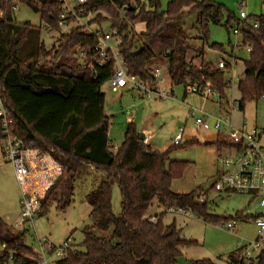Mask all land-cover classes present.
Segmentation results:
<instances>
[{
  "label": "trees",
  "instance_id": "16d2710c",
  "mask_svg": "<svg viewBox=\"0 0 264 264\" xmlns=\"http://www.w3.org/2000/svg\"><path fill=\"white\" fill-rule=\"evenodd\" d=\"M19 1L39 13L48 29L60 33L57 45L46 48L39 27L16 21L14 7ZM63 4L64 0H0V93L11 130L23 140L25 148L48 153L62 166L42 198L38 214L44 215L52 203L59 211L72 204L76 176L82 168L106 173V178L86 196L94 221L83 228L82 249L72 247L56 264H177L182 250L198 242L185 239L175 222L164 224L165 212L157 216V221L146 217L155 200L205 223L227 224L232 217L213 214L202 193L172 190L173 181L183 177L189 162L173 159L171 154L176 148L197 144V140L159 151L141 140L135 124L129 123L122 144L112 150L101 87L112 76L115 63L97 65L98 39L85 25L77 24L71 13L67 24L75 26L61 32ZM159 7L160 0H149L148 7L141 0H86L74 11L81 18L92 16L88 26L110 22L116 29L115 36L120 40L117 49L129 74L154 82L152 64L164 58L173 85L210 82L224 109L230 62L225 60L226 66L221 69L211 61H202L195 67L188 60V49L193 48L191 39L198 38L203 43L193 49L199 57L205 55V44L227 53L221 44H208V27L211 23L221 24L224 6L214 0H170L166 10L159 11ZM187 12L197 13L200 37L191 38L185 33L182 19ZM141 22L145 23V31L138 33L135 24ZM255 22L258 27H254ZM222 25L232 31L239 28L242 45L250 47L238 81L240 99L236 102L243 111L246 102L264 96V15L241 21L228 13ZM209 144L219 150L226 145L219 138ZM114 184L121 195L118 215L112 208ZM98 231H108L110 235L102 236ZM26 232L14 233L0 216V264L37 263L40 255L27 244ZM237 254L231 253L227 264H237ZM186 264L216 263L203 258ZM252 264H264V250Z\"/></svg>",
  "mask_w": 264,
  "mask_h": 264
},
{
  "label": "rangeland",
  "instance_id": "374dc122",
  "mask_svg": "<svg viewBox=\"0 0 264 264\" xmlns=\"http://www.w3.org/2000/svg\"><path fill=\"white\" fill-rule=\"evenodd\" d=\"M141 1L148 7L149 0ZM169 1L160 0L159 11L166 10ZM214 1L222 4L224 11L221 24L211 23L208 27V44H221L227 53L212 49L205 44V55L199 57L198 51L193 49L202 47L203 43L198 38L191 39L189 42L193 48L188 49V60L195 67H199L202 61L215 63L219 58L229 57L233 53L238 56L234 68L226 73L229 79L233 78V82L231 87L225 91L224 109L219 104L220 99L217 94L204 97L189 92L188 86L184 84L173 85L164 58L156 59L152 66L154 69L159 68L161 78L165 79V82L158 85L157 89H172V96L160 98L155 92L142 95L135 90L114 92L107 82L102 85L101 91L105 94V112L109 116L108 137L113 151H116L117 147L122 144L129 123H134L140 134L150 136L148 140L152 148L159 151H165L173 144V140L180 129L184 130L181 144L191 140L198 141L197 144L185 148H176L171 154L173 159L189 162L183 177L173 181L172 190L182 194L192 191L202 193V198L207 200L213 214L220 217H232L231 222H236L237 229L231 231L226 224L205 223L188 213V222L190 219H195L199 221L200 226L183 225L185 227L183 231L188 237L199 240V245L191 246L193 250L188 253L190 256L209 255L217 259L220 264H225L229 255L237 250L239 242L248 243L258 236V229L254 222L243 219L244 215L249 217L252 210L257 208V196L249 192L225 193L211 190L219 171L220 150L215 144H205V142H214L218 138L222 140L223 138L214 129L213 118L210 119L211 128L203 129L198 126L191 112H195L196 116L208 114L212 117H218L228 111L231 115L234 113L233 120L235 122L242 123L241 121L244 120L249 128L257 125V122H259V126L264 124V99L262 98L246 102L243 111L239 108L231 109L234 98L235 101L240 98L238 81L244 71V60L247 59L248 53L242 45V37L234 34L232 29L228 30L222 25L226 21L228 13L233 14L236 19H240L241 10L245 11L248 17L264 15V0ZM241 2H244V7H240ZM77 4V0H64L63 7L74 8ZM189 9L185 8L184 10L189 11ZM14 16L18 23L30 22L39 27L46 48L50 49L58 44L60 33L48 29L41 21L40 14L34 12L27 4L17 2ZM91 17L83 18V22L87 24ZM77 24L81 25L79 21ZM182 24L188 37H200L196 12H187L182 19ZM232 24L235 25V21ZM71 28L72 26L65 27L61 32L66 33ZM88 30L112 34L109 44L114 50H117L118 37L114 36L116 29L112 28L109 21H103L101 26L92 24L88 26ZM135 30L138 33L145 31V23H136ZM227 101L229 105L226 103ZM144 142L146 143V138ZM2 148L3 138L0 136V216L9 229L14 233H21L26 229V242L34 249H39L40 241L55 245L69 241L72 247L82 249L83 228L92 225L94 221L91 215L92 209L86 201V196L93 192L106 178V173L92 167L82 168L76 176L73 202L69 207L64 211H59L56 204L52 203L44 215L36 214L32 220L25 222L23 228H19L17 223L21 214L23 187L16 177L14 164L8 161ZM39 172L40 170L34 172L33 175ZM40 189L42 192L44 191V197L47 191L46 185ZM112 208L116 215L121 213V195L117 184H114L112 188ZM98 234L106 237L110 235L108 231H98ZM2 250L3 246L0 245V252ZM186 259L187 255L184 254L177 264H186Z\"/></svg>",
  "mask_w": 264,
  "mask_h": 264
},
{
  "label": "built area",
  "instance_id": "2783aa9c",
  "mask_svg": "<svg viewBox=\"0 0 264 264\" xmlns=\"http://www.w3.org/2000/svg\"><path fill=\"white\" fill-rule=\"evenodd\" d=\"M86 0H77V5L85 3ZM244 2L240 3V7H244ZM75 8V7H74ZM74 8L66 7L64 14L61 15L59 27L64 29L69 27L67 24L68 14L71 13L80 22L81 25H88L83 22V18L79 17ZM16 9V6L14 7ZM240 20L245 21L248 15L245 11H240ZM254 27H258L255 22ZM71 26H75L72 24ZM90 32V31H89ZM234 34L240 35V29L235 28ZM98 39V44L95 47V52L99 58L97 65H104L110 61H114L115 70L112 76L107 80L111 90L118 92L120 90H135L142 95H147L151 92L158 94L160 98H167L173 95V90H158L157 86L164 83L165 79L161 78L159 68L153 70V75L156 78L154 82H148L139 77L129 74L123 62L120 52L114 50L109 42L112 39V34L103 33L101 31L90 32ZM115 36V35H114ZM118 44L120 40L118 39ZM246 52H250V47H245ZM225 61H220L218 67L225 68ZM172 83V82H171ZM188 91L197 93L204 97L216 95L212 89V84L193 83L188 85ZM238 108L237 102L232 101L231 109ZM195 117V121L199 127L210 129V119H214L213 127L222 136L226 145L220 150L219 154V171L217 179L213 184V189L219 192H249L254 196L259 197V204L262 209L257 212L253 218V222L258 229V236L255 240L248 243L239 242L238 263L237 264H252L256 257L264 250V147L261 143L263 132L257 128L244 130L236 128L231 120V113L226 111L218 117H212L208 114L196 116L195 112H191ZM11 119L8 111L4 107L2 95L0 93V136L3 138V153L16 169V177L23 187V196L21 199V214L17 223L19 228H23L25 222L30 221L38 214L42 208V198L44 191L42 189H31L33 182L38 178L35 177L30 157L32 149L24 147L23 140L13 133L10 127ZM183 129L175 136L173 144H180L183 140ZM38 156V153H34ZM49 169L44 165L39 176L48 174ZM34 180V181H33ZM151 221H157V216H146ZM231 231L236 229L233 222L226 224ZM72 248L69 241H64L63 244L55 245L50 242H39V249H36L40 255L36 264H56L58 259L66 257L68 251ZM11 259V258H10Z\"/></svg>",
  "mask_w": 264,
  "mask_h": 264
},
{
  "label": "crops",
  "instance_id": "0c3cea01",
  "mask_svg": "<svg viewBox=\"0 0 264 264\" xmlns=\"http://www.w3.org/2000/svg\"><path fill=\"white\" fill-rule=\"evenodd\" d=\"M242 42V41H241ZM248 55V54H247ZM229 56V54H228ZM237 59H238V56L233 53V55L231 54L229 57H221L219 58L218 60L215 61V63H219L220 61H227V62H230V69H233L234 68V65L237 63ZM152 68L154 69V67L152 66ZM229 69V70H230ZM244 70H245V65H244ZM244 72V71H243ZM243 74V73H242ZM242 76V75H241ZM241 78V77H240ZM239 78V79H240ZM232 82H233V78L230 79V86L232 85ZM240 98H238L239 100ZM262 99H264V96L262 97ZM235 100V98H234ZM237 101V100H236ZM242 111V110H241ZM234 113L231 115V120L233 122V125L236 127V128H239V129H244V130H251L253 128H257L259 129L260 131H262L264 133V124H260V126L258 125L259 122H257V125H254L253 127L249 128L247 126V124L244 122V120H242L240 122H235L233 119H234ZM148 137L150 136H145L146 138V143L147 144H150L149 140H148ZM264 137V136H263ZM261 143L264 147V138H262L261 140ZM151 145V144H150ZM32 153L30 155V157L32 158L30 160L31 162V165L33 167V171L34 172H37L38 170H40L44 165L49 169V172L48 174H45V175H42V176H39L38 174H35V177H37V181H34L33 183V186L34 187H31V189H40V188H37V185L39 184H45L46 185V189L48 187H50L52 184H53V181L55 180V177L57 175H59L61 173V170H62V166L60 164H58L51 156L50 154L48 153H44V152H41L37 149H32L31 150ZM38 153V156H34V153ZM256 201H257V208L256 209H253L252 210V213L250 214V216L248 217L247 215H244L243 219L244 220H252L253 222V217L252 215L256 214L257 212H259L262 207L260 206L259 204V197L256 198ZM162 212H165V216L163 218V222L164 224H171L172 222H175L177 224V226L182 230V235L185 239H189V240H196L198 242V245H199V240L198 239H195L193 237H188L185 232L183 231L185 229V227H183V225H186L188 226L189 224H194V225H197V226H200L199 224V221L197 220H192L190 219V221L188 222V217L186 213H183L181 211H178V210H175V209H168L166 208L164 205H161L159 204L156 200L153 202V204L150 206V208L148 209L147 213H146V216H153V215H156L158 216L160 213ZM249 215V214H248ZM246 218V219H245ZM233 223L235 224L236 226V229H237V225H236V222L233 221ZM235 229V230H236ZM193 250V248L191 247H186L182 250L183 252V256L184 254L187 255V259L186 261H189V260H198V259H203V258H208V259H211L212 261H214L216 264H220V262L213 258L212 256H209V255H198V256H190L188 253ZM235 252V251H234ZM227 264V262L225 263Z\"/></svg>",
  "mask_w": 264,
  "mask_h": 264
},
{
  "label": "water",
  "instance_id": "95a60500",
  "mask_svg": "<svg viewBox=\"0 0 264 264\" xmlns=\"http://www.w3.org/2000/svg\"><path fill=\"white\" fill-rule=\"evenodd\" d=\"M140 139L141 140H145V135L144 134H140ZM211 141H206L205 144H209Z\"/></svg>",
  "mask_w": 264,
  "mask_h": 264
},
{
  "label": "bare ground",
  "instance_id": "6f19581e",
  "mask_svg": "<svg viewBox=\"0 0 264 264\" xmlns=\"http://www.w3.org/2000/svg\"><path fill=\"white\" fill-rule=\"evenodd\" d=\"M42 186H45V184H39V185H37V188H40V187H42Z\"/></svg>",
  "mask_w": 264,
  "mask_h": 264
}]
</instances>
